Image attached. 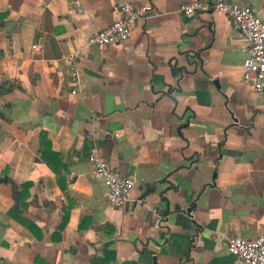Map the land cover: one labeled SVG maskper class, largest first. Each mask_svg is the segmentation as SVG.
Returning a JSON list of instances; mask_svg holds the SVG:
<instances>
[{"label":"crops","instance_id":"1","mask_svg":"<svg viewBox=\"0 0 264 264\" xmlns=\"http://www.w3.org/2000/svg\"><path fill=\"white\" fill-rule=\"evenodd\" d=\"M122 1L0 0V264H243L228 239L264 235L250 43L223 13L185 14L193 0H126L142 12L130 39L87 46ZM232 1L264 20V0ZM96 147L134 180L121 208ZM27 182L21 216L41 237L9 215Z\"/></svg>","mask_w":264,"mask_h":264},{"label":"built area","instance_id":"2","mask_svg":"<svg viewBox=\"0 0 264 264\" xmlns=\"http://www.w3.org/2000/svg\"><path fill=\"white\" fill-rule=\"evenodd\" d=\"M120 18L107 28L92 34L86 41L87 46L99 47L119 45L130 39L142 12L134 5L123 0L119 6ZM220 12L231 21L233 28L240 32L250 43L248 57L244 61V80L256 92H264V20L248 5L232 0H193L185 5L183 12L194 15L200 12ZM39 49L38 45L33 46ZM82 51H76L67 57L72 64L69 71V81L74 85L73 93L77 91L79 82L78 63ZM89 162L95 173L104 180L108 189V200L115 208L123 207L132 197L135 187L131 177L123 176L110 166L98 147L89 154ZM228 251L243 264H264V235L255 240L241 237L228 239Z\"/></svg>","mask_w":264,"mask_h":264},{"label":"trees","instance_id":"3","mask_svg":"<svg viewBox=\"0 0 264 264\" xmlns=\"http://www.w3.org/2000/svg\"><path fill=\"white\" fill-rule=\"evenodd\" d=\"M33 187L32 182H27L23 184L20 187L15 186L14 189V196H15V206L14 208L9 212V215L12 217H15L21 224H23L25 227L32 230V232H35L36 234L40 229L38 226L33 223L32 221L26 219L25 217L21 216V207H26L24 200L29 196L30 189ZM22 205V206H21ZM39 237H41L39 234H37Z\"/></svg>","mask_w":264,"mask_h":264},{"label":"water","instance_id":"4","mask_svg":"<svg viewBox=\"0 0 264 264\" xmlns=\"http://www.w3.org/2000/svg\"><path fill=\"white\" fill-rule=\"evenodd\" d=\"M5 181H7V179H4Z\"/></svg>","mask_w":264,"mask_h":264}]
</instances>
